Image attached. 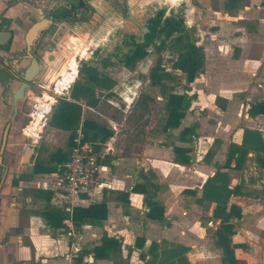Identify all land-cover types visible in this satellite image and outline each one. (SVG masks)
Segmentation results:
<instances>
[{
    "label": "crops",
    "instance_id": "obj_1",
    "mask_svg": "<svg viewBox=\"0 0 264 264\" xmlns=\"http://www.w3.org/2000/svg\"><path fill=\"white\" fill-rule=\"evenodd\" d=\"M257 1L262 5L254 9L252 4ZM242 12L243 23L235 29L239 34L230 38L220 37V33L234 25L214 21L219 26L211 36L214 43L202 48L203 83L196 87L195 95L187 94L193 96L191 106L178 128L162 132V109L149 131L153 138L140 131V139L124 144L119 128L120 122L127 120L125 116L118 119L96 113L105 135L98 138L101 148L95 154L107 168L101 173L106 186L98 203L76 206L71 201L72 206L61 199L50 189L51 173L33 174L40 160L35 144L24 140L17 147L14 180H0V264H82L81 257L90 254L93 264H163V252L172 246L187 248L189 264H222V250L214 243L220 225V219L213 215L216 206L201 199L202 185L217 170L227 173L230 189L239 188L228 202V208L234 206L241 215L231 221L236 264L264 262L250 255L256 247L264 250V216L257 215L259 207L252 200L255 196L257 200L264 198V170L255 166L252 153L241 170L232 169L234 161L229 169L224 168L230 145L241 144L244 129L259 131L264 139V116L251 118L247 114L249 106L256 103L255 91L260 94L264 86H245L237 81L248 70L244 67L240 72L251 43L258 44L264 54V0H250ZM208 49L215 62L211 66L206 62ZM225 50L237 51V60L225 61ZM254 63L247 61L245 66ZM123 69L128 73L132 70ZM54 79L62 82L63 78L58 74ZM114 87L104 94L103 101L120 110L112 101ZM261 100L264 98L257 102ZM122 102L128 107L132 101ZM184 129L189 132L181 135ZM26 149L31 150L32 159L24 164ZM41 163L48 165V161ZM99 205L106 210L105 219L79 226L73 223L74 208ZM153 205L160 210L155 213L160 219L148 216ZM103 237L117 244L98 250L96 257L93 250L101 246ZM75 249L78 259L72 257Z\"/></svg>",
    "mask_w": 264,
    "mask_h": 264
},
{
    "label": "rangeland",
    "instance_id": "obj_2",
    "mask_svg": "<svg viewBox=\"0 0 264 264\" xmlns=\"http://www.w3.org/2000/svg\"><path fill=\"white\" fill-rule=\"evenodd\" d=\"M10 1L12 0H3L2 4L7 5ZM69 1L27 0L28 6L32 7L31 9L37 19H41L44 13L50 9H64ZM211 2V6L194 9L182 0H137L135 7L131 9V18L126 21H117L115 13L111 9V4L108 1L100 2L93 0L91 3L95 6V11L89 22L71 24V27L67 25L69 23H62L66 25V29L63 32H60L57 26L54 27L55 29L53 28L56 34L59 33L58 36H63V41L57 42L58 45L54 47L53 52L57 60L52 64L45 78V86H48L49 90L53 88V91H59L60 94L62 92L60 97H67L68 89L63 90V86L66 84L68 73H71L72 69H74L76 77L77 69L81 63H89V65L98 68L102 73H105L115 81L114 92L111 93L112 101L117 107H120V110L104 102L97 111L107 116L114 115L118 119L121 118V115L125 116L127 120H122L119 128L121 129L119 134L122 135L121 139H124V144L133 142L137 138L140 139V131L144 134L146 133L147 137L153 138L149 131L150 129H154L158 115L164 108L165 98L163 94H167V86L165 84V86H151L147 78L148 71L153 66L157 57L162 58V64L165 69L177 75L178 80L174 86L175 93L195 95L196 87L203 83V76L205 74L200 76L195 82L187 84L185 76L182 73L171 69L176 52L170 46V42L159 51H156L153 46L148 47L146 56L134 65L132 68L133 72L132 70L130 73L126 72L120 59L124 54L128 53L132 41L139 43L142 41V37L146 33L148 19L154 17L158 11L163 12V18L181 20L185 32L189 35L191 41L203 49L214 43L211 36L219 29L216 23L230 22L234 25V28L226 29L225 31L221 28L220 37L230 38L239 34L235 32V29L242 25L243 21L240 17H243L242 11L250 5V0H211ZM260 5H262V2L259 1L252 4L254 9H257ZM19 7L18 5L17 8ZM14 18L17 19V16H14ZM253 43L255 42L251 43L250 52L245 59V65H248L247 61L250 60H255V63L250 67L243 65L240 68V72H242L244 67H247L248 70L245 73L243 72L242 76L237 78V81H240L245 86L253 85L252 83H259L264 86V54L261 55L259 45ZM211 53L208 49V59L206 60L208 66L215 64L211 60ZM237 54V51L231 53V51L225 50L223 57L225 61L230 62L231 59L237 58ZM105 60L108 64L107 66H102V62ZM230 66L232 69V65ZM58 74L62 75L63 79L61 83L54 79ZM53 91H47L48 95L44 94L39 98L29 96V101H33L37 107L33 112V117L24 129L26 144H35L38 149V158L45 163L48 161L49 156L56 152L57 149L65 147L69 135L51 130L46 124L59 98L57 96L52 97ZM119 95H121V98ZM145 97H148L149 100L144 104L143 99ZM51 98H54V100ZM253 98L255 102L264 98V91H260V94H257L255 91ZM122 99L132 102L126 107ZM46 105L48 108L50 107V112L46 120H44L37 112ZM87 111L84 113L85 117L101 119L96 114L97 111ZM115 111L119 113L115 114ZM33 135L34 137L31 138ZM252 200L259 207L257 215L263 217L264 198L257 200V196H255ZM251 251L250 255H255L257 259H264V250L256 247L251 249ZM259 263L264 264V262Z\"/></svg>",
    "mask_w": 264,
    "mask_h": 264
},
{
    "label": "trees",
    "instance_id": "obj_3",
    "mask_svg": "<svg viewBox=\"0 0 264 264\" xmlns=\"http://www.w3.org/2000/svg\"><path fill=\"white\" fill-rule=\"evenodd\" d=\"M169 42L176 52L171 69L182 73L187 84L195 82L203 74L205 62L203 49L191 41L189 35L185 32L181 20L163 18L162 11H158L154 17L148 19L146 33H144L142 41L140 43L132 41L128 53L124 54L120 62L125 68L131 70L138 61L146 56L148 47L153 46L156 51H159L167 46ZM107 64L106 60L102 62V66H107ZM147 78L151 86H167V94H163L166 103L163 108V116L165 117L163 118L162 132L167 133L168 130L178 128L185 116V112L191 106L193 96H188L186 93H174V86L178 77L164 68L161 57H157L154 61L153 66L148 71ZM114 86L115 81L98 68L86 62L81 63L77 69L75 80L68 88L67 97L58 98L46 123L51 129L68 133L67 143L63 149H57L56 152L49 156L47 166H43L41 161L37 160L33 174H52L56 172L58 165L68 159L69 152L74 146L75 131L80 124L82 125L85 140L90 143L93 152H99L101 147L98 144V138L104 136L105 133L97 119L85 117L84 113L89 109L97 111L104 104V94L111 91ZM147 100H149L148 97L143 99L144 104ZM247 114L251 118L264 116V100L251 104ZM188 132V129H184L181 135L184 133L188 134ZM176 151L182 152L178 149ZM249 153L253 154L251 160L255 166L264 170V139L259 131L244 129L241 144L239 146L230 145L224 168L229 169L231 162L234 161L232 169L241 170L248 160L247 155ZM104 162L106 163L107 161L105 160ZM238 190L239 188L230 189L228 187V175L220 170H217L213 176L209 177L201 188V199L215 204L213 215L214 218L220 219V225L214 235V243L217 248L222 250V264H236L234 259V248L236 247L232 245L231 241V237L234 234V225L231 221L233 219L239 220L241 215L234 206L228 208V202L229 198L235 196ZM158 211L160 212L153 205L148 216L160 219V217L155 216ZM105 216L106 210L100 205L91 206L87 209L74 208L72 220L74 224L79 226L85 221L93 223L98 220L101 221L105 219ZM116 244L117 241L103 237L101 246L96 247L93 252L97 257L98 250L105 249L108 245ZM186 252L187 248L185 247L172 246L171 249L163 252L165 258L163 264H189L185 257Z\"/></svg>",
    "mask_w": 264,
    "mask_h": 264
},
{
    "label": "flooded vegetation",
    "instance_id": "obj_4",
    "mask_svg": "<svg viewBox=\"0 0 264 264\" xmlns=\"http://www.w3.org/2000/svg\"><path fill=\"white\" fill-rule=\"evenodd\" d=\"M92 1L70 0L64 9H50L41 19L35 18L27 0H12L7 5L2 4L3 0L0 2V33L4 34L0 36V180H14V155L17 147L25 140L24 129L37 107L33 101H29V96L39 98L53 91V88L49 90L45 86L44 81L57 60L54 47L58 45L57 42L63 41V36H58L59 33L56 34L53 28L57 26L63 32L66 25L62 23H69L67 25L71 27V24L89 22L95 11ZM98 1H108L117 21H126L131 18V9L135 7L137 0ZM182 1L194 9L206 8L212 4L211 0ZM39 21H44L45 24L33 37L30 45H27L25 35ZM28 69L35 71L31 75V81L25 83L23 78ZM44 107L45 109L37 112L40 116L48 108L47 105ZM31 159L30 156L25 163H29Z\"/></svg>",
    "mask_w": 264,
    "mask_h": 264
},
{
    "label": "built area",
    "instance_id": "obj_5",
    "mask_svg": "<svg viewBox=\"0 0 264 264\" xmlns=\"http://www.w3.org/2000/svg\"><path fill=\"white\" fill-rule=\"evenodd\" d=\"M61 94L59 91L54 90L52 97H60ZM51 99L53 100L54 98ZM43 109L45 107L39 110ZM46 111L42 115L44 119L49 115L50 108ZM106 170V166L99 162L98 156L93 152L90 143L85 140L82 125L80 124L75 131L74 146L69 152L68 159L58 165L56 172L49 177L50 189L61 199L69 201L72 206L73 203L76 206L96 204L99 202L102 190L106 186L101 181L103 179L101 173L106 172ZM72 257L74 259L79 258L76 249ZM81 258L82 264L94 263L91 254Z\"/></svg>",
    "mask_w": 264,
    "mask_h": 264
},
{
    "label": "water",
    "instance_id": "obj_6",
    "mask_svg": "<svg viewBox=\"0 0 264 264\" xmlns=\"http://www.w3.org/2000/svg\"><path fill=\"white\" fill-rule=\"evenodd\" d=\"M79 5L81 6L82 3L81 1L79 2ZM47 18V16L45 17ZM45 24L44 21H39L37 23H35L28 31H27V34L25 35V42L27 43V45H30L31 43V40L33 39V37L37 34V32L43 27V25ZM7 34H10V33H7ZM4 35L3 33H0V36ZM35 71V69H33L32 71H29V69L27 70L26 74H25V77L23 78V81L25 83H28L31 81V75L32 73ZM28 153V156H26ZM31 154V150L30 149H26V152H25V156H24V159H26V161H28L29 159V156ZM25 163V162H24Z\"/></svg>",
    "mask_w": 264,
    "mask_h": 264
},
{
    "label": "bare ground",
    "instance_id": "obj_7",
    "mask_svg": "<svg viewBox=\"0 0 264 264\" xmlns=\"http://www.w3.org/2000/svg\"><path fill=\"white\" fill-rule=\"evenodd\" d=\"M73 67V66H72ZM71 67V68H72ZM75 70L74 69H72V72L71 73H68L69 75H68V77H67V81H66V84L63 86V90L64 89H67V87H69L68 85H70L73 81H74V78H75ZM61 83V82H60Z\"/></svg>",
    "mask_w": 264,
    "mask_h": 264
}]
</instances>
